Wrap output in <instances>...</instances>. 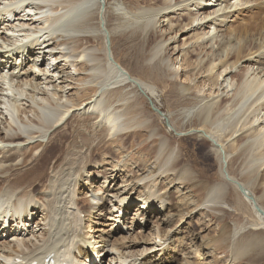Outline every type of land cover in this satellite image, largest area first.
I'll return each mask as SVG.
<instances>
[{"label": "bare ground", "instance_id": "bare-ground-1", "mask_svg": "<svg viewBox=\"0 0 264 264\" xmlns=\"http://www.w3.org/2000/svg\"><path fill=\"white\" fill-rule=\"evenodd\" d=\"M122 1L129 7L126 11L123 5H116L115 33L121 37L130 31L146 39L151 31L149 41L154 45L144 53L132 43V54L149 64L160 56L167 61L172 90L180 83L193 89L198 99L219 98L217 106L205 104L199 109L189 107L193 103L187 101L184 113L196 115L199 128L210 132L221 128L227 118L251 114L245 128L250 133L239 139L241 149L235 157L213 133L201 132L202 139L192 143L186 154L183 147L173 148L167 137L155 141L160 152L151 174L148 172L151 178L138 176L128 164L120 167L121 153L109 151L115 144L121 142L119 150H124L129 142L124 137L133 130L134 135L139 130L152 138L162 137L163 131L147 122L145 102L137 97L154 100V88L117 62L107 44L112 39L107 29V0H0V220L3 226L8 222L21 225L18 235L0 232V264H33L52 255L54 259L63 257V264H92L96 255L103 256L100 264H153L151 260L157 258L165 263L173 249L171 234L182 232L184 224L191 226L202 209L215 216L224 213L231 193L237 210L249 208L258 219L252 225L257 227L255 232L225 226L232 261L264 246V59L249 58L245 66L234 70L245 54L263 52L264 40L256 43L255 34L243 30L235 40H218L216 51L213 47V34L223 28L232 11L250 4L245 0ZM224 1L228 4L223 7ZM213 4L218 9L209 12ZM259 33L263 39L264 30L256 35ZM181 38L180 49L176 44ZM189 44L191 49H184ZM172 45L174 57L170 58L167 52ZM146 68L142 73L150 77V68ZM90 80L92 86L81 88L83 95L78 96L80 88L75 83ZM70 123L71 128L78 127L66 142L62 134ZM208 144L220 160V173L212 182L185 162V157L196 155L205 163L211 157ZM55 152L59 154L43 160ZM231 163L238 164L237 172L231 171ZM257 174H261L260 187L255 188ZM182 185L193 194L198 185L202 198L181 195ZM136 202L140 203L137 209L133 208ZM114 213L117 217L111 232H120V240L110 242L102 237L104 229L97 239L89 235L88 230L105 226L106 215ZM133 226L137 228L132 230ZM142 227L152 229L146 233ZM131 231L128 239L124 233ZM208 240L202 238L193 251L181 252L180 264H220L216 255L210 263L201 262L202 247L211 255L216 250ZM98 244L103 245L102 250ZM141 244L139 255H133L130 250ZM159 247L163 249L156 250Z\"/></svg>", "mask_w": 264, "mask_h": 264}, {"label": "rangeland", "instance_id": "rangeland-1", "mask_svg": "<svg viewBox=\"0 0 264 264\" xmlns=\"http://www.w3.org/2000/svg\"><path fill=\"white\" fill-rule=\"evenodd\" d=\"M245 1H248V3L250 5H247L246 7H243V8L241 7L239 9L233 10L231 15H230V18L228 20L226 19V23L224 24L223 28H218L216 35L213 34L214 35V40H213L214 46L213 45L212 46L214 47L215 51L218 49L217 44H215L216 42H218V40H220V41H223V40L225 41V40H229V39L235 40V38L238 36V34L240 32H242L243 30L248 31L249 34L254 33L255 36L253 38H255V40L258 39L256 41V43L258 41H260V39H261V41L264 40V37H263V39H262V37H260L261 33H259V35H256L258 30H260V29L264 30V7L261 8V6H264V0H259L258 2H256L255 0H245ZM232 2H234V0H232L231 3ZM117 4L123 5L126 8L125 9L126 11L129 7L128 3H125L122 0H107V13H108L107 14L108 20L106 19L107 20V29L112 35V37H111L112 39H109L107 44L108 45L110 44V49L112 50L113 56L116 57L115 59L117 62H119L132 75H134L137 78L143 79L146 83L150 84L154 88V93H155L154 100H152L151 97H149L150 100H148L147 98L143 99V95L137 96V97L141 98V100H143L145 102L144 106H143L144 107L143 113L146 114V115L145 114L144 115H145V117H147L146 118L147 122H149L150 124H153L156 127L155 129L157 131L160 130V131H163V133H162V137L156 136V137L152 138L151 134L145 135L144 131H139V130H137L138 133L135 132V135H134L133 134L134 130H133L126 137H124V142L126 139L129 141V142L126 141L127 143L125 142L126 147L124 148V150H121V151L119 150L118 146L121 145L120 144L121 142H118L119 145H118V143L115 144L117 146L115 147V145H114L113 149L109 150V148H108V150L112 151V152L113 151L114 152L119 151L121 153V154H119V152H118V154H119L118 158L120 160L122 159L120 167H122L124 164H128L129 167H132V169L136 171V173H139L138 176L143 175L144 177L142 176V178H145V177L151 178V176H150L151 171L155 166L156 159H157L158 154L160 152V147H159L160 144H158V143L154 144L155 141L160 140L163 137H167L169 140H171V143H173V145H172L173 148H178L179 146L183 147L182 150H184L183 152L186 154L187 152H189V150H190L189 147L192 146V143H194L197 140L202 139V135H201L202 133L201 132H205L207 134H209V132H210V131H205V130L199 128L200 127L199 126V119L196 115L188 117L184 113L186 111V109H188V108H186V107H188L187 101L193 103V105H191L189 107L195 106L196 109H199L201 106H204L205 104H208V105L209 104H215L217 106L219 98H217L218 96H213L209 99H198L195 97L193 89L192 90L190 89V91H189L188 87H186L184 84H180V83L178 84V86H176L172 90L171 85H170V79L168 76H166L167 68H165V64L168 63L167 61H163L162 59H160V57H161L160 56L158 58V60L151 61V63L149 64V63H147V61L144 57L137 58L136 56H134L132 54L133 51L130 50V48H129V47H132L133 44H138L139 45L138 49L139 50L144 49L143 50L144 53H145V51H146V53L149 52L150 48L153 45L151 40L149 41V37H150L149 35H151V33H150L151 31L149 32L148 36L146 37V39L148 41L146 39H141L139 36H136V35H138V33H136V34L129 33L130 31L127 33H124L126 35V36L124 35L125 38H123L124 36H122V35L120 37L119 33L116 34L114 31V27L116 25V21H115L116 14H118L117 6H116ZM227 4H228V1H224L223 7L226 6ZM125 5H127V6H125ZM210 7L211 8L209 9V12H213V11L218 9V6H215L214 4L211 5ZM114 14H115V18L113 17ZM111 15H112V17H111ZM57 36H60V35H56L55 37H57ZM190 36H191V34H190ZM143 37L144 36H142V38ZM59 38H61V37L57 38L58 39L56 41L57 43H59L61 41V39H59ZM182 39L183 38H181L180 41L178 39V42L176 44L177 47L180 46V49L182 48V45H183ZM262 42H264V41H262ZM129 43L131 45L127 46ZM141 43L143 44V46ZM125 46H127V48ZM166 47H167V44L164 46V49H166ZM173 47H175V45H172V47H170L168 52H167V55L170 56V58L174 57L173 52H172ZM186 47L184 49L190 50L192 47V44H189ZM56 52L57 53L60 52L59 49L56 50ZM253 53L245 54L247 57L245 59H242L239 62H237V64L234 66V70L236 71V70H238L237 69L238 67L241 68L242 66H245L246 65L245 60H248L249 58L252 60H256V58L261 56V59H264V51L263 52L260 51L259 53H254V54ZM180 54L183 55L184 53L181 52ZM162 58H164V57H162ZM231 63L234 64V60H232ZM145 66L146 67L148 66V67L146 68ZM143 67L146 69L150 68L149 69V72L151 74L150 77H148L144 73H142ZM159 74H160V76H162V75L163 76L159 77L158 76ZM77 76L78 75L75 74L74 79L78 78ZM166 78H167V80H166ZM93 83L94 82H92L91 80L86 81V82H82V83H75V84H77V87L80 88L78 96H82L83 92L85 90L84 88L88 87V86H92ZM184 86L186 89L184 88ZM81 88H83L84 90ZM127 90L131 91L130 89H127ZM134 91H135V94H138L137 90H134ZM140 92L143 93L142 90H140ZM194 97H195V99H194ZM197 107H199V108H197ZM157 108L161 109L162 111H158ZM251 118H252L251 114H250V116L248 115L247 117L239 116L236 119H232L233 121L230 118H227V121L228 120L229 121L228 122L225 121L224 123H222L221 128H219L220 130L219 129H212V131L210 132L209 135L212 136L214 134L215 137L213 135V138L219 144L222 145V147L224 148V150L228 154H230L232 157H235V155H237L241 149L240 146H238L239 139L241 137H247L248 134L250 133V130L245 129V128H248V125L250 124ZM73 121H76V120H72V122ZM223 125H224V127H223ZM77 127H78V124L76 127L71 128V123L67 127L66 134L65 133L62 134V135H66V142L71 137L74 129ZM130 134H132V135H130ZM131 137H133V138H131ZM129 138H131V139H129ZM193 138H195V140ZM153 139H155V140L153 141ZM64 142H65V140H64ZM182 142H184V143H182ZM155 145L157 146V148ZM61 146H62V144H61ZM154 151H156V152H154ZM206 151L210 154L211 157L208 158L205 163L201 162L202 161L201 158L199 156H196V155H194V156L190 155L189 157L184 156L186 158L185 162L187 164L188 163L191 164V166L194 169H198V170L202 171V173H204V176H205L204 179L209 178V181H211V182L216 181L215 179L218 176L217 174L220 173V171H219L220 160L215 155V151L211 147V144H208ZM33 154H35V153H33ZM58 154H59V152L49 153L48 155H46V157L43 160H46V162H47ZM28 161L30 162V159H28ZM152 166H153V168H152ZM231 169H232L231 170L232 172H237L238 171V164H236V166H235V164L233 165V163H231ZM260 178H261V174H257L255 179H254L255 188L260 187L258 185L260 182ZM147 181L148 180H146V182ZM142 183H143V181H141L139 183V186H141ZM119 185L120 184H118L117 187H119ZM86 187L87 186H85V188H84L85 189L84 193L88 192V189ZM195 187H197L195 189H197V190L199 189V190L198 191L195 190L196 193L194 192V194H193V193H191V189H187V187L185 188V186L182 185L180 187V190L182 191L181 195H183V193H184L186 195L191 194L192 197L195 195L196 198H199V197L202 198L203 194H202L200 188H198L199 186L197 185ZM93 189H97V186L94 185ZM173 191H174V189L172 190V192ZM232 194L233 193L230 194V198L231 197L232 198L230 199V201L228 203L229 207L225 206V212L224 213H222V214L218 213V215L215 216L213 214L212 215L207 214V212L204 213V209H202L203 213L199 212L200 214L198 213V215L196 214V216H194L196 218L192 219L191 222L193 224L191 226L184 224L181 227L182 232L177 231V232H174L171 234L172 245H173L172 250H175L176 252L171 250L170 254L169 255L167 254V256H166L167 258H166L165 263L163 262V260L161 262H158L159 261L158 258L152 259L151 262L153 264H180L182 259H183L181 252L184 253L185 251L191 250V249L193 251L194 247H195V243H198V245H200L202 238H205V241H206V239H209L208 241H213V244H211V245H214L213 247H215L216 250L213 249L214 252L211 255L209 253V251H207L208 249L202 247L200 250V253L201 254L204 253L203 258H201L202 259L201 262H203V263H210L211 260H213V256L216 255L214 259H216L217 262H220V264H264V249L262 251V248H264V246L251 249L248 256L242 257L241 260H239V261H236V262L232 261L233 258L231 257V253H230V245L228 244V242H225L227 240L226 238H228V233H226V230L229 228L233 231V228H234L233 226L237 225L238 228L245 227V229L248 232H255L253 230H255L257 227L254 228L252 225L258 221L255 214H250L251 210L249 208L242 209V210L236 209V202H234L235 198ZM257 194H259V192ZM91 195L92 194H88L87 196H91ZM198 195H199V197H198ZM98 196L101 197L102 194L99 193ZM84 198H85V196L81 197L80 199H84ZM233 198H234V200H233ZM139 206H140L139 202H136L133 204V208H135V209L139 208ZM113 215L114 216L106 215L107 221H106L105 226L93 227L92 229L87 231L89 233V235L94 237V239H97L100 236L99 234H101V231L104 229L105 232H103L102 237L107 238L108 241H110V242L120 240V237H121V235H119L120 232H118V233L116 231L111 232L112 231L111 230L112 224L116 220L115 217H117L116 213H114ZM96 217H98V215H96ZM93 223H95V222H93ZM171 223H172V220H171ZM197 223L201 229L197 226ZM225 226L228 228H226ZM129 227H131V226L129 225L127 228L129 229ZM135 228H137V226L136 227L133 226L132 230H134ZM198 228H199V230H198ZM259 228L261 229L263 227L261 226ZM150 229H152V228L150 227L146 230V228L142 227L143 232H145V230H146L147 231L146 233H148ZM196 230H197V232H196ZM138 231L140 232V229ZM192 231L196 232V233H192ZM133 233L134 232L131 231V233L130 232H128L127 234L124 233V235L125 236L127 235L128 239H130L129 237ZM198 233L200 236H197ZM225 235H227V236H225ZM181 240H183L184 243H182ZM99 241H102V240H98V242ZM156 242L159 243L158 240ZM102 246H103L102 244L96 245V247L97 248L99 247L98 249H100V250H102V248H103ZM141 246L140 245L135 246L134 248H132L130 250V252L133 255H139V253L141 252L144 245L141 244ZM162 249H163V247H161V248L159 247L156 250H162ZM149 253L150 252H148L147 254H149ZM128 256H131V255L128 254ZM94 257L96 259V262H94L92 264H100V259H102L103 256L101 257V256L96 255ZM98 257H100V258L98 259ZM101 264H105V263L102 262Z\"/></svg>", "mask_w": 264, "mask_h": 264}, {"label": "water", "instance_id": "water-1", "mask_svg": "<svg viewBox=\"0 0 264 264\" xmlns=\"http://www.w3.org/2000/svg\"><path fill=\"white\" fill-rule=\"evenodd\" d=\"M111 58V57H110Z\"/></svg>", "mask_w": 264, "mask_h": 264}]
</instances>
